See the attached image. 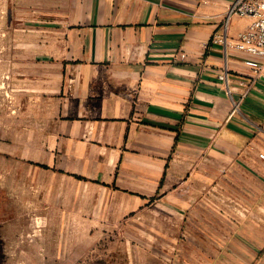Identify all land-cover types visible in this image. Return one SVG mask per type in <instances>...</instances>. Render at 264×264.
<instances>
[{"label":"crops","instance_id":"1","mask_svg":"<svg viewBox=\"0 0 264 264\" xmlns=\"http://www.w3.org/2000/svg\"><path fill=\"white\" fill-rule=\"evenodd\" d=\"M230 2L2 0L0 55L12 63L0 86L12 87L13 111L0 113V228L10 183L44 216L154 203L197 224L212 217L219 179L244 207L205 222L204 254L188 262L264 264V72L211 41Z\"/></svg>","mask_w":264,"mask_h":264},{"label":"rangeland","instance_id":"2","mask_svg":"<svg viewBox=\"0 0 264 264\" xmlns=\"http://www.w3.org/2000/svg\"><path fill=\"white\" fill-rule=\"evenodd\" d=\"M3 4L0 0V40L2 11H8ZM7 37L9 34L5 32L6 41ZM3 63L11 64L12 56L0 55V64ZM5 76L11 79L12 72H6ZM2 91L0 86V113L5 107L11 114L12 87L7 84L4 94ZM261 154L264 151L259 152L264 161ZM261 168L264 176V167ZM9 169L11 172L7 174L13 175L16 167L10 165ZM245 169L251 172L249 167ZM10 185L13 188L7 194L15 200V206L12 213L2 216L5 223L0 228V264H190V253L204 254V247L199 245L209 236L210 227L205 222L220 223L221 214L235 220L238 210L244 207L236 193L238 188L224 186L218 179L207 188L214 193L213 213L210 212L213 218L206 221L203 214L197 217V224L192 222L194 219L190 221L188 213H174L154 203L125 215L94 214L91 208H85L90 213L44 216L35 214L18 200L27 194L19 184ZM240 187L243 190V184Z\"/></svg>","mask_w":264,"mask_h":264},{"label":"built area","instance_id":"3","mask_svg":"<svg viewBox=\"0 0 264 264\" xmlns=\"http://www.w3.org/2000/svg\"><path fill=\"white\" fill-rule=\"evenodd\" d=\"M237 18L249 21L246 28L232 38L229 27ZM211 41L223 45L226 53L229 49L245 53V63L257 76L264 72V0H231L223 19L222 32L215 34ZM220 78L227 80V72L222 73ZM261 157L264 158V154Z\"/></svg>","mask_w":264,"mask_h":264}]
</instances>
